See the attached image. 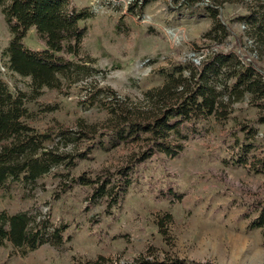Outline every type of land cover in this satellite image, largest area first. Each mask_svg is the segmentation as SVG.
<instances>
[{
    "label": "rangeland",
    "instance_id": "1",
    "mask_svg": "<svg viewBox=\"0 0 264 264\" xmlns=\"http://www.w3.org/2000/svg\"><path fill=\"white\" fill-rule=\"evenodd\" d=\"M72 1L91 14L83 21L88 35L82 48L96 58L93 72L66 93L45 90L27 104L25 119L35 130L50 132L46 144L68 155L65 165H56L34 183L0 188V210L23 211L52 227L64 226L63 243H45L26 255L7 243L0 246V264H83L98 256L125 264L141 254L187 264H264L261 230L249 228L257 215L255 203L264 201V173L234 161L235 139L241 137L236 130L256 127L257 110L246 102L233 105L226 120L211 117L199 123L204 136L190 140L178 156L154 155L135 166L118 204L109 207L99 198L87 202L92 190L75 180L116 172L141 151L140 145L115 147L107 137L97 136L100 143L85 156L70 157L91 144L81 130L110 132L114 123L105 104L117 97L139 105L146 90L162 84L160 73L174 64H198L210 50L254 58L246 38H240L242 22L236 16L244 13L242 5L223 6L231 35L216 43L203 37L211 25L204 13L172 0H142L131 9L132 0ZM118 23L129 30L127 36L116 31ZM8 39L0 11V51ZM23 43L31 50L42 48L33 28ZM0 73L11 88L16 84L26 91L24 81L11 80L1 63ZM257 127L261 134L262 127ZM60 129L81 138L57 136ZM73 160L68 171L66 162ZM67 183L70 188L63 191ZM168 188L182 197H163L160 192Z\"/></svg>",
    "mask_w": 264,
    "mask_h": 264
},
{
    "label": "trees",
    "instance_id": "2",
    "mask_svg": "<svg viewBox=\"0 0 264 264\" xmlns=\"http://www.w3.org/2000/svg\"><path fill=\"white\" fill-rule=\"evenodd\" d=\"M172 1L204 13L211 25L203 37L216 43H222L231 35L222 14L223 6L232 2L242 5L244 13L236 16L242 22L240 38H246L254 58L248 59L232 50H210L198 64L189 60L162 71V84L146 90L139 105L117 97L105 104L109 120L114 123L110 132L95 135L92 128L81 130L82 137L91 144L86 152L70 157L85 156L94 144L100 143V140L95 141L97 136L107 137V142L115 147L122 143L140 145L141 151L114 173L103 172L92 179L77 178L76 183L92 190L87 202L99 198L105 200L107 207L118 204L121 194L130 185L128 175L135 166L154 155L178 156L190 140L204 136L199 123L211 117L226 120L232 106L243 102L257 110L253 120L256 127L249 125L236 130L241 137L235 139L234 161L264 173V0ZM141 2L132 0L129 9ZM0 11L9 34L0 51L1 66L11 80H23L26 88L22 91L16 84L11 88L0 73V188H7L9 183L21 186L34 183L67 159L68 155L46 144L50 132L37 131L26 123L27 104L45 90L66 93L72 84L91 75L96 58L82 48L88 35L83 21L91 14L78 8L72 0H0ZM29 28L35 30L41 49L31 50L23 43ZM116 31L125 36L129 34L120 23ZM257 126L262 127L261 134ZM56 134L71 140L81 138L76 132L65 129ZM66 164L70 171L74 160ZM69 188L67 183L63 191ZM160 193L172 200L182 197L170 188ZM255 209L257 215L249 228L260 229L264 243V201L256 202ZM64 229V226L52 227L27 212L9 214L0 210V246L9 243L21 255L45 243L60 246ZM83 264L121 263L98 256ZM125 264L187 263L178 258L141 254Z\"/></svg>",
    "mask_w": 264,
    "mask_h": 264
}]
</instances>
